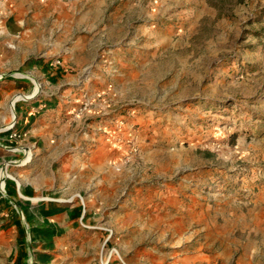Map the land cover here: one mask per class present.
Here are the masks:
<instances>
[{
	"label": "rangeland",
	"instance_id": "rangeland-1",
	"mask_svg": "<svg viewBox=\"0 0 264 264\" xmlns=\"http://www.w3.org/2000/svg\"><path fill=\"white\" fill-rule=\"evenodd\" d=\"M46 50L67 63L56 112L81 95L54 119L66 154L108 122L114 188L99 160L83 180L66 182V160L44 164L56 180L30 171L19 108L44 91ZM1 169L0 264H264V0H0ZM55 203L80 220L51 222Z\"/></svg>",
	"mask_w": 264,
	"mask_h": 264
},
{
	"label": "crops",
	"instance_id": "crops-1",
	"mask_svg": "<svg viewBox=\"0 0 264 264\" xmlns=\"http://www.w3.org/2000/svg\"><path fill=\"white\" fill-rule=\"evenodd\" d=\"M7 24L8 22L6 23V28L8 30V33L15 34V32L13 33L10 31ZM16 25L19 28H21V32H18V33L25 32V29H23V24L17 23ZM52 35H53L52 29H50V38H49L50 44L52 43L51 41ZM46 42L47 40H45V43ZM39 43L41 45V42H38V44ZM45 43H43V45H45V48H47L48 45ZM23 53L25 54V56H27L26 50H23ZM51 60H52L51 54L48 53V51L46 50L44 57H42L40 60L38 58L36 59L35 62H32L33 63L32 74L36 78V80H38V82L44 85L43 86L44 91L42 92V95L40 96L38 100L30 104L23 103L21 104L19 108L20 109L19 112L21 115L20 126L23 127V129L27 127L29 123L34 121L30 124V129L27 131L29 134L26 139L28 140V143L30 145L29 147L33 148L34 155H35V160H34L35 164L32 165V168L30 169V171H35L37 173V178L38 176H40L41 173H43V171H45L46 178H47V174H49V176H51L53 179L56 180L57 175L54 174L52 167H49L48 165L44 166V164H47L49 161L53 163L57 160H62V161L66 160L69 164L68 165L69 171L68 170L65 171L67 173L66 182H69L71 177L75 179L77 178V180H83L84 170L89 169V167H91V164L93 163L94 160L95 162L99 160V163H101V165H99L100 170H99L98 177L107 175L109 176V180L113 178V181H110L109 184H110V187L114 188L116 184V178L113 177V173L111 172V167H112V163L117 162L119 152H116L106 147L105 143L102 141L100 137L101 136L100 133L96 131V128H97L96 124H98V122L101 125L109 126L108 122L104 120L98 121V119H96L97 121L95 122L92 121V124L88 125L87 127L82 126V124H79V127L82 126V129L86 130L87 132V133L85 132L83 138L84 139L89 138L90 142H92L91 144L92 147L90 146L88 147L89 148L88 150L92 152L90 154L89 151H87L88 152L87 155H81L79 153L72 154V155L66 154V149L62 145L63 135L61 131L58 129L57 124H54L56 123L54 122V119L57 118V116L59 117V115H63L64 111H68V109L74 108L78 102L80 103L81 95H80V92H77L75 91L73 87H70V90H67V92H65L64 94L65 96H67L69 103L66 104L61 109V114L56 112L59 108V105L54 106L55 92L53 91V85L51 84L53 83L55 78L62 79L66 77V76H61L60 73L56 72L55 68L58 69L57 71L61 70L62 68L64 69L66 66L65 64L67 63L64 60H60L61 62L59 63L57 61L53 63V61ZM76 82L77 81L74 80V81L66 82L65 84L67 86H74L77 84ZM21 85L22 83L15 82V87H18V86L21 87ZM43 102L45 103V107L47 106V109L43 111L42 112L43 114H41L37 118L33 117V114L36 113V112L34 113L33 110L37 108L36 107L37 105ZM59 104H61V100ZM39 107L42 108L43 105L41 104ZM39 117H42V118L45 117V122L38 124ZM66 130H67V127H66ZM59 148H64V149L62 150V152H59ZM111 160L112 162H110ZM86 165H90V166L87 167ZM36 183H37V187L32 186L33 192L35 193V191H39L37 189L38 186L42 192L43 186H40L37 181ZM60 190L62 191V194H66V191L62 190V187ZM79 193L82 194L83 189H81ZM65 196H68V195H65ZM76 208L77 206H69L65 208L64 206L58 203H55V205H52V206L47 204L44 210L49 213L51 212V215L48 218L50 219L51 222H76L77 220H80V218L78 219L74 218V213H76L77 211ZM107 211L116 212V207L115 206L110 207ZM116 215L117 213L113 217H116ZM81 219H83L81 220V222H100L99 218H94L91 215H87L84 217V212L83 213L81 212Z\"/></svg>",
	"mask_w": 264,
	"mask_h": 264
},
{
	"label": "bare ground",
	"instance_id": "bare-ground-1",
	"mask_svg": "<svg viewBox=\"0 0 264 264\" xmlns=\"http://www.w3.org/2000/svg\"><path fill=\"white\" fill-rule=\"evenodd\" d=\"M0 176H1V178L2 177H4V178H9V177H12L8 172H5L3 169H1L0 170ZM3 181H5V179H3L2 180V183L0 184V188H1V190H3L4 188H3ZM19 183V182H18ZM19 185H20V183H19ZM20 188V187H19Z\"/></svg>",
	"mask_w": 264,
	"mask_h": 264
}]
</instances>
